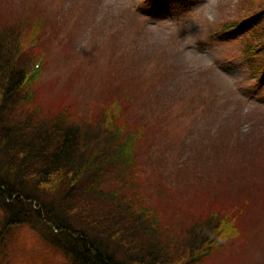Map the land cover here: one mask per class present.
Returning <instances> with one entry per match:
<instances>
[{
	"label": "rangeland",
	"instance_id": "374dc122",
	"mask_svg": "<svg viewBox=\"0 0 264 264\" xmlns=\"http://www.w3.org/2000/svg\"><path fill=\"white\" fill-rule=\"evenodd\" d=\"M60 1L0 0V12L9 15L6 26L45 55L37 63L46 70L33 84L38 103L62 99L86 116L92 99L124 87L131 120L144 124L140 157L152 200L175 222V204L220 202L217 207L227 208L234 199H248L243 232L204 264H264V182L247 185L228 160L245 134L248 140V133L264 130V84L254 82L240 58L248 34L227 28L243 5L262 0H194L185 14L177 3L184 0H172L177 9L171 5L155 19L136 12L143 11L140 4L148 6L144 0ZM208 194L217 195L213 202ZM7 238L11 255L1 252L0 264L67 263L30 226H15Z\"/></svg>",
	"mask_w": 264,
	"mask_h": 264
},
{
	"label": "trees",
	"instance_id": "16d2710c",
	"mask_svg": "<svg viewBox=\"0 0 264 264\" xmlns=\"http://www.w3.org/2000/svg\"><path fill=\"white\" fill-rule=\"evenodd\" d=\"M180 2L184 14L195 6L194 0ZM147 5V14L154 19L159 14L165 17L171 5L177 9L172 0H149ZM240 10L241 17L227 28L246 30L240 58L262 87L264 1ZM8 22V12H0L3 256L5 250L11 255L6 236L21 224L59 249L68 264H204L207 256L243 232L241 214L249 203L244 197L227 208L217 207L224 205L220 202L175 204V222L152 200V192L148 190L149 195L144 188L147 174L140 157L144 124L131 120V99L124 87L110 90L105 99H92L86 116L62 99L51 106L38 103L40 92L33 84L46 66L35 70L33 63L43 50H27L28 42L23 44ZM43 26V20L38 22L40 30ZM249 136L258 143H251ZM245 138L228 160L244 183L263 184L264 161L259 157L264 159V130ZM249 170L254 177L243 176H250ZM216 196L208 194L207 199Z\"/></svg>",
	"mask_w": 264,
	"mask_h": 264
}]
</instances>
